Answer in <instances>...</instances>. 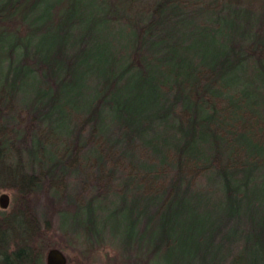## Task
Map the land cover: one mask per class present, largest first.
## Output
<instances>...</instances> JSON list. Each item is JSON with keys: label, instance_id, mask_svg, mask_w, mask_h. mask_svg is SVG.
Wrapping results in <instances>:
<instances>
[{"label": "trees", "instance_id": "obj_1", "mask_svg": "<svg viewBox=\"0 0 264 264\" xmlns=\"http://www.w3.org/2000/svg\"><path fill=\"white\" fill-rule=\"evenodd\" d=\"M89 1L84 21L96 26L78 50V16L44 29L65 0H5L0 13V192L12 195L0 209V264H45L26 199L45 190L55 204L66 175L88 162L92 192L80 185L73 207L59 210L62 229L83 208L76 226L86 237L112 222L122 247L136 237L142 264H264V0H151L138 19L137 0ZM108 6L123 18L119 30ZM186 12L209 25L186 31ZM11 102L36 112L32 130L11 128ZM205 174L219 181L215 202L197 189ZM125 203L131 216L110 218Z\"/></svg>", "mask_w": 264, "mask_h": 264}, {"label": "rangeland", "instance_id": "obj_2", "mask_svg": "<svg viewBox=\"0 0 264 264\" xmlns=\"http://www.w3.org/2000/svg\"><path fill=\"white\" fill-rule=\"evenodd\" d=\"M104 1H107V0H104ZM112 1L115 4L116 0H112ZM150 1L151 0H137V3L133 10L135 14L134 16L136 17V19H138L137 13L140 12V9H141L140 6H143L142 4L149 6ZM4 2L5 0H0V13L1 14L4 13V11L7 9L6 8L7 3H4ZM65 2H66V5L64 3V7L61 8L59 13H56L57 15L56 22L52 25L47 23L44 29L46 30L48 28L51 30L50 32L56 33L58 29L67 27L68 25L66 24L67 20L68 21L72 20L76 22L75 20L77 19V16H78L80 20H83L81 22H76L77 24H74L76 25L75 29H77L76 36L77 37L79 36V39H80L79 46H77L78 48L75 49V50H78L79 47L81 46L86 47L85 45L88 41L87 37L92 33V29L95 28L96 26V21L92 18H89L88 22L84 21L85 11H87L88 9H92L93 6L87 7V3L90 2L89 0H84L82 4L77 5L76 8L70 5V2L68 0H65ZM97 2H99V0H97L95 3ZM204 3H208V1L204 0ZM105 8L106 10L103 8L105 12L108 13L110 11L111 13V15H109L108 17H110L112 20H116L117 18L118 19L117 21L120 22V24L118 23L119 25L118 24L114 25L115 29L119 30L121 27L120 25L124 23L123 18L120 17L113 10L112 6H108ZM93 10L95 12V8H93ZM99 11L100 13L102 12V10L100 9ZM229 11H231L229 10V8H225L221 14L229 13ZM23 12H24L23 9H20L18 14H21ZM255 14L256 16L261 18V13L259 11H255ZM185 16L187 17L188 26L186 24V31L188 32H193L195 27L197 25L200 26V22L202 21L206 25H209L210 23V22L206 23L207 18H208L206 17V15L198 16L194 12L192 13L186 12ZM41 25L44 26L43 24ZM36 27H38V24H36L35 28ZM19 32H23V29L19 28ZM29 36L30 37L37 36L35 33V30H33V32H30ZM37 43L40 45V48H42L43 49L42 51L44 52L46 48L44 49L45 42L43 41V39L39 38L37 40ZM246 43L250 44L249 41H246ZM194 46H195V49L197 50L198 44L195 43ZM3 59H4L3 61L6 62L8 59L14 60V57L12 54H8V56L4 57ZM176 65H177L176 61L173 62V65L170 64V66H172L173 68H176ZM2 66L4 67L5 64L2 63ZM7 115H8L7 120H10V118L13 119L9 123L11 124V128H15V130H17V132H20V133L24 131L28 132L32 130L34 128L33 127L34 125L33 117L37 116L36 112H32L31 110H29L28 108H25L21 104L17 105L16 102H11V106H9V112L7 113ZM36 126L39 129L43 128V130H45V126L41 125L40 122ZM85 139L86 137L83 136L81 141L84 143ZM87 149H88V146L86 145L83 153H85ZM42 156H45V155L44 154L41 155L37 152L34 158L40 159ZM91 163L92 162L86 163L85 169H87V171L88 169H90V166H88L87 164H91ZM102 170H105V168L102 167ZM87 171L84 172V170L81 171L78 168V169H75L74 172L72 173L69 172V174L66 175V186H65L64 192H62L59 196L52 197V198H57L55 201V204L52 201L46 199L47 192L45 190L44 192H41V191L35 192L32 195V197H28L26 199L30 206V210L33 212L34 215L38 217L37 219H39L41 222L43 233H41L40 238L38 239L39 242L43 243V245H46V246L48 244L47 248L53 247L56 250H60L66 258L65 259L66 264H68L69 259L73 260L71 264H77V263H80V264H142L144 261L143 259H145L146 256L145 254L144 255L141 254L142 248H137L138 256L136 255V251H135L136 237L130 238L128 240V243H129L128 246L122 247L120 242H122L123 240H126V238L123 237L119 241L115 240V237H113L110 234V233L116 234L114 230V226H113L114 223L112 222L110 223V227L112 231L110 230L109 232L107 229H105L104 231H101L99 236L90 237V238L86 237L89 235V233H83L82 229L77 228L76 226L78 224V221L84 219V217L86 216L85 209L83 208L82 210H78L77 213H74V212L69 213L70 215H72V218H74V221H75L74 224H70L67 228L62 229V227L60 226V223H58V220L56 219V217H57V213L59 212V210L66 208V206L73 207V203L76 202L78 198H80L79 197L81 194V190L79 187L80 185H83L82 187L85 188L86 190L85 192H92L91 182L88 181L87 176H84ZM254 174L258 176L259 183H260L263 179L261 178V174L259 172H255ZM256 176H254V178L257 181ZM117 179H114L113 184L116 182ZM119 182L120 180H117V183ZM197 189L199 191H203V190L207 191V196L209 198V201L211 202L212 201L215 202V200L216 199L218 200L220 197L219 192H221V190H219L220 189L219 181L216 179V177L211 176V174L210 175L205 174L201 176L200 180H198V183H197ZM3 192L8 194L9 196L8 201L10 204L12 201L11 193H9V191L7 190H3L2 192H0V194H2ZM83 196L84 195H82L81 197L83 198ZM109 198L114 202V199L112 196H109ZM117 201L118 199H116V202ZM127 204L128 203L123 204L124 206L122 205L121 210L118 212L113 210L114 213L113 215H110V218L114 220H118L120 217V214L122 213H124L129 218L131 216L130 211L132 209L129 208V205ZM67 209L70 210L72 208H67ZM148 214L150 213L148 212ZM262 216L264 217V210H262ZM240 222L241 223L239 224V228H238L239 232H237V235L235 236V239H234V243H237V244H239L241 237H242V233L244 232V228H246L245 227L246 220L241 219ZM233 223L234 221L231 224L229 222L225 224L223 226L222 231L231 229ZM78 225L80 226V224ZM96 229L98 228L96 227ZM88 232L91 233V231H88ZM127 255L129 257L128 262L124 260V257Z\"/></svg>", "mask_w": 264, "mask_h": 264}, {"label": "water", "instance_id": "obj_3", "mask_svg": "<svg viewBox=\"0 0 264 264\" xmlns=\"http://www.w3.org/2000/svg\"><path fill=\"white\" fill-rule=\"evenodd\" d=\"M9 196L5 192L0 194V209L4 210L9 204ZM64 254L60 250H56L53 247L46 250L44 260L45 264H66Z\"/></svg>", "mask_w": 264, "mask_h": 264}]
</instances>
